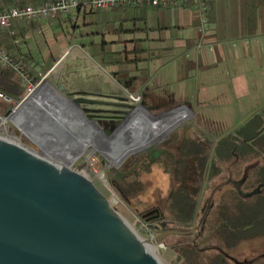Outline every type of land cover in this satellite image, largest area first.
<instances>
[{
	"label": "water",
	"instance_id": "obj_1",
	"mask_svg": "<svg viewBox=\"0 0 264 264\" xmlns=\"http://www.w3.org/2000/svg\"><path fill=\"white\" fill-rule=\"evenodd\" d=\"M63 60L35 88L38 92L49 80L62 94V103L52 105V100H49L37 107L36 96L31 97L33 93H29L6 117L10 133L12 128L21 132L14 123L17 119L22 126H29L39 144L52 150L74 148L76 143L97 138L109 140L117 147L126 138L138 140L148 131L141 126L145 122L142 115L137 114L139 108L152 118L188 109L182 105L161 116H154L131 96H110L117 101L113 103L117 110L94 109L92 107L96 105L112 103L99 101L94 98L98 95L85 91L77 97L68 84L59 83L53 72ZM41 98L39 96L37 100ZM5 99L9 102L8 98ZM30 99L31 102L28 101ZM258 111L217 139V144ZM100 113L114 116L109 128L103 129L95 122L81 123L80 117H88L90 121ZM157 227L160 235L156 241L160 243L165 236L182 234L177 230H166L165 223ZM156 241L141 240L87 176L70 166L54 164L18 143L0 138V264H161L148 246Z\"/></svg>",
	"mask_w": 264,
	"mask_h": 264
},
{
	"label": "crops",
	"instance_id": "obj_2",
	"mask_svg": "<svg viewBox=\"0 0 264 264\" xmlns=\"http://www.w3.org/2000/svg\"><path fill=\"white\" fill-rule=\"evenodd\" d=\"M99 13L110 22L122 20V28L128 29L118 32L120 23H110L108 32L98 35L101 41L104 39L113 44L109 61L122 60L124 55L143 60L137 66L130 65L122 78L136 79L130 90H126L113 76L117 65L109 61L106 64L109 71L103 73L85 62L89 63L85 67L87 74L78 72V88L94 95L113 92L116 96H139L140 103L152 114L185 105L201 115L202 108L214 103L216 110L230 109L229 99L236 102L250 99V102L238 104L233 110L234 116L259 110V101L253 102L252 99H259L258 93H264V86L259 84L264 76H257L256 68L257 58L264 64V0H212L209 21L213 33L208 41L214 47L213 52L207 48L200 53L196 51L201 33L194 4L176 9L150 7ZM79 14L82 16L83 13ZM79 14L71 16L72 20ZM65 18L58 16L33 24L17 22L14 26L18 35L21 27L27 30L25 38L17 39L15 46L21 54L28 56L31 70L38 75L42 74V67L52 62V58L55 65L65 58L66 54L54 57L50 52L51 42H58ZM186 54L191 58L187 59ZM45 83L58 99L59 90L49 80ZM110 87L113 91L109 92ZM157 90L161 93L158 94ZM165 93L170 96V101L163 98ZM33 96L37 100V95L33 93ZM190 116L192 113L183 108L168 114L165 120H177L180 125Z\"/></svg>",
	"mask_w": 264,
	"mask_h": 264
},
{
	"label": "trees",
	"instance_id": "obj_3",
	"mask_svg": "<svg viewBox=\"0 0 264 264\" xmlns=\"http://www.w3.org/2000/svg\"><path fill=\"white\" fill-rule=\"evenodd\" d=\"M45 1L0 0V11L29 5L38 7ZM96 16L101 15L95 11L82 14L86 20ZM64 20H72V17L66 16ZM116 22L120 23L118 32L128 31L122 28L124 24L118 19H114V22L105 19L103 25L108 26L110 23L113 25ZM88 25H98L97 20H91ZM26 31L24 26L21 27L16 39L23 40L27 35ZM13 42L8 33L0 30V47H5L14 55L21 57L34 75L27 61L28 56L21 54ZM100 44L101 52L94 53L92 57L98 56L105 65L109 62L117 65V71L113 72V76L126 90H130L136 79L122 78L128 73L130 65L137 66L143 59H131L124 55L122 60L109 61V55L113 54L110 50L113 44L107 43L104 39ZM94 46L91 44L92 48ZM54 65L55 60L52 58L49 67L42 71L43 76ZM35 77L37 83L42 79L41 75ZM26 92L27 89L13 71L0 67V94L9 99L7 102L0 96L1 116L6 118L25 98ZM28 101L31 102V99ZM259 110L252 119L225 136L218 144L217 139L227 131L209 134L207 130L204 138H193L191 133L197 128L189 123L183 127V135L178 140L177 149L163 148L159 152L157 163L178 184L169 192L165 213L159 219L164 220L167 227L176 226L174 230L182 233L171 234L169 237L178 236L183 240L192 238L183 244L167 247L166 252L170 261L176 258L178 264H239L238 255L242 251L250 245L264 242V107ZM144 142L142 146L149 145L148 142ZM135 162L121 170L115 169L116 172H112L115 176H111L112 173L110 175V185L114 186L121 199L128 205L139 196L142 188L136 179L139 171L132 167ZM110 166L119 167L115 162ZM225 172L231 177L225 184H218L212 190L208 202L201 208L199 198L189 185L195 187L196 191L202 185L203 191H206L208 186ZM153 215L154 213L150 212L142 215L141 219L150 222ZM166 238L161 242L163 245ZM243 264H264V258Z\"/></svg>",
	"mask_w": 264,
	"mask_h": 264
},
{
	"label": "rangeland",
	"instance_id": "obj_4",
	"mask_svg": "<svg viewBox=\"0 0 264 264\" xmlns=\"http://www.w3.org/2000/svg\"><path fill=\"white\" fill-rule=\"evenodd\" d=\"M90 18L91 17L86 20L84 19V17L80 16L79 18L73 17V20L65 21L63 29L60 30L62 32H60L59 36L57 37L58 42L53 41L50 45V52H52V55L54 57H61V55L66 54L64 60L53 72L55 78L58 80L59 83L64 85L68 84L69 87L73 89H75L73 84L78 82V72L87 74L85 73V67L89 66V63L90 66H96L102 73L104 71H109V69H107L106 65L101 61L98 56L93 58L92 55H94V53L98 54L101 52V40L98 35H103V33L108 32L110 27L103 25V22H105L103 16H96L95 18H93L94 20H97L98 25H88V23L93 20H90ZM254 40L257 44V40ZM91 44H94L95 46L92 48ZM261 61L262 60L260 58L256 59L257 76H264L261 74L264 73V64ZM85 62L89 63L87 64ZM50 64L51 63H49V65ZM49 65L42 67V71L47 69ZM90 71L92 72L91 69ZM33 74L35 76L38 75L36 72H33ZM40 75L42 78L47 76V74L44 76L43 74ZM259 84L260 86H264V78L263 81ZM110 91H113V88L110 87L109 92ZM58 92L60 93V91ZM157 92L158 94L161 93L160 90H157ZM29 93L30 92L27 91L26 95H28ZM112 93L94 97L99 101H106L108 103H112L111 105H96L92 108L102 109L103 111L117 110L118 108L113 105V103L115 102L114 98H112L116 95ZM54 96L55 95L52 96L51 94L50 96L47 94L46 99L41 98L39 100H36V102L38 103L37 106L39 107L41 106L40 104H42L41 102H48L49 100H52V105L54 103H62V101H60V98L62 97L61 94L58 100H56L57 98H55ZM258 96L259 99L253 98L252 101H259L260 109L264 107V93L260 92L258 93ZM174 97H177V91H175ZM163 98L166 99V101L171 100L169 99L170 96L167 95V93L164 94ZM249 100L250 99H245L240 102H236L234 100L229 99L228 105L230 106V109L224 108V110H216L215 108L217 106L214 103L209 105V107L202 108L201 115L191 110L189 106H186L190 110V113H192V116H190L186 121L182 122V124L179 125L177 129L170 131L167 135L156 136L154 138V141L153 139H145V135L146 137H149L147 133H144V138H140L136 140V142L135 139L126 138L124 141L121 142V144L126 147L124 153L122 152L121 154L119 152H116L118 146L115 147L114 144L109 140H104L101 138H97L95 140L91 139L89 142L84 140L82 143H76L74 148L63 147L62 149L52 150L48 146L39 144V142L35 139L34 135L31 133L29 126H22L20 122L17 121V119H14V123L17 125L18 129H20L21 132L25 133V135H27L28 137L22 134L21 132L17 131L15 128H12L10 133V128L8 127V125H6V127L1 128L0 138L8 140L10 142L13 141L15 143H18L21 146H24L25 148L27 147L31 149L39 156H42L43 158L53 162L54 164L56 163L60 166L68 167L70 166L76 172L87 176L97 187H99V189L111 201L112 205H114L118 213L123 216L127 224H129V226L134 229V231L137 233L141 240L146 241L148 239H151L156 241L160 233L159 231L156 232L157 229L155 230V225L165 223L164 220H161L158 223H154L153 220L147 222L141 219V216L146 215L150 212L154 213L153 216L163 215V213H165L164 211L166 209L167 202L169 199V192L171 191V189L178 186V184H176L172 177L170 175L168 176L157 163L156 160L159 157V152L163 148H170L174 150L177 149L179 142L178 140L182 138L183 135V127L189 123L193 124V126H196L197 128L196 131L191 130V136L193 138H204L203 135L207 130L210 134V132L222 133L224 131H229L233 129L234 125H237L239 122L252 115V113L254 112V110H252V113H245L241 115L239 114L238 116L233 115V110H235L238 104L241 105V103L250 102ZM222 105L223 104L220 103V106ZM181 106L176 108H167L165 110L154 111L153 114L154 116H161L164 113H167L168 111H171L173 109L180 108ZM42 109L44 110V108ZM57 109H59V111L61 110L60 107H57ZM141 114L139 116H141ZM146 118L148 120L150 119L147 122L146 126L149 127V125L151 126L153 124H157L154 123V119H151L150 116L146 117L144 114H142V119H144V122L146 121ZM170 121L174 122V120ZM210 123H214L215 126H211ZM141 142H152L151 144L154 145L151 146L150 144L142 146ZM99 143H101L102 145H100ZM145 148L148 149L140 151ZM114 152L116 153L114 154ZM50 153L52 156L50 155ZM100 154H102L107 159L102 157ZM77 161L80 162L74 165ZM113 162H115L116 164L118 163V165L121 166L118 168L113 166L111 167L110 165ZM132 162H135L133 163L132 167L136 168V171H139V174H137L136 179L141 183L142 188L139 192V196L135 197V200L132 201L131 205H128L124 202V200L121 199L114 186L110 185V177L115 176V174L112 173L116 172L115 169H117L118 171L122 168H126ZM230 177L231 176L228 174V172H225L220 178L213 181L212 184L208 186L206 191H203V187H201L202 185L199 186V189L197 191L195 190V187L191 185H189V188L194 191L196 197L199 198L200 206L202 208L208 202L212 194V190L218 184H225ZM130 181L133 182L134 180ZM174 228L177 227L174 225H170L169 227H167V229L170 231L174 230ZM164 238H166V242L164 245L156 241L155 244H148L149 250L151 251L152 255H154L156 258L159 257L158 260L161 264H178L176 258L171 259V261L169 260L166 252L167 247L183 244L185 242H188L192 238L188 240H183L178 236H165ZM262 258H264V242L250 245L244 251H242L241 254L238 255V260L240 264L254 262L257 259Z\"/></svg>",
	"mask_w": 264,
	"mask_h": 264
},
{
	"label": "built area",
	"instance_id": "obj_5",
	"mask_svg": "<svg viewBox=\"0 0 264 264\" xmlns=\"http://www.w3.org/2000/svg\"><path fill=\"white\" fill-rule=\"evenodd\" d=\"M194 4V12L199 20L201 38L196 46L197 53L207 48L213 52V45L209 43V37L213 33V28L209 21V11L212 0H48L41 6L11 7L8 10L0 11V30L8 33L14 45L18 33L15 30L17 22L28 24L37 23L39 20L57 18L58 16H73L85 12H110L121 9L136 8H171L185 7ZM187 59L190 54L185 55ZM0 67L4 70L13 71L16 78L25 86L30 93L35 91L38 83L36 77L31 74L30 68L22 58L14 55L5 47H0ZM4 99L6 97L2 96ZM136 103L141 101V97H132ZM6 100V99H5ZM7 118L0 114V131L6 127ZM8 141V140H7Z\"/></svg>",
	"mask_w": 264,
	"mask_h": 264
},
{
	"label": "bare ground",
	"instance_id": "obj_6",
	"mask_svg": "<svg viewBox=\"0 0 264 264\" xmlns=\"http://www.w3.org/2000/svg\"><path fill=\"white\" fill-rule=\"evenodd\" d=\"M58 89V88H57ZM32 93V92H31ZM33 93L34 94H36L37 95V97L39 98V96H41L42 98H44V99H46L47 98V94L48 95H50L51 96V93H50V89L45 85V83L41 86V88H40V90L38 91V92H35V91H33ZM61 94V93H60ZM62 95V94H61ZM38 107V106H37ZM42 109V108H41ZM144 114L146 117L148 116L147 114H145L143 111H142V109L140 108V111L138 112V115H140V114ZM141 114V115H142ZM168 116V114L167 115H165L164 117H162V118H152L151 117V119H154L153 121H154V123H157V124H153V125H149V127L148 126H146V124H147V122L150 120H148L147 118H146V121H145V123L144 124H142L141 126L143 127V128H147L148 129V131L147 132H145V133H147L148 135H149V137H146V135L144 136L145 137V139L146 138H148V140L149 139H153L154 137H152V135H153V130H154V136H158V135H161V136H163V135H166L167 133H168V131H170L171 129H173V127L175 128L176 126H178L179 125V122L177 121V120H174V122H172V121H170V120H165V118ZM152 121V120H151ZM152 123V122H151ZM160 123H162V124H160ZM146 126V127H145ZM156 129V130H155ZM144 137H141V139L142 138H144ZM140 139V138H139ZM135 142H136V140H135ZM141 144H142V142H141ZM148 144L150 145V143L148 142ZM122 144H120L118 147H117V149H116V152H119L120 154L123 152L124 153V151L126 150V147L125 146H121ZM116 152H114V154L116 153ZM117 165H118V163H117ZM119 166V165H118ZM155 250V249H154ZM159 258V257H158Z\"/></svg>",
	"mask_w": 264,
	"mask_h": 264
},
{
	"label": "flooded vegetation",
	"instance_id": "obj_7",
	"mask_svg": "<svg viewBox=\"0 0 264 264\" xmlns=\"http://www.w3.org/2000/svg\"><path fill=\"white\" fill-rule=\"evenodd\" d=\"M78 84H79L78 82L74 83L73 86H74L75 89L72 88V90H71L72 93H77L76 94L77 97H79L78 94H80L81 92H84V90L82 88H78V86H77ZM96 95H94V96H96ZM98 96H102V95L98 94ZM64 99H67V97L64 96ZM68 105H69L70 108L74 109V106L72 105L71 102L70 103L68 102ZM82 106H84V104H82ZM102 114L103 113L97 114L95 117H93L92 119H90V121L88 120V117L85 118V117L82 116V117H80L81 118V123H85V124H88L89 123V124H92V122H95L100 127H104L105 129H107V128H109L111 126V124L113 123V121L115 120V118H114L113 115H107V114H103L102 115ZM82 130H83V132L86 131L84 126L82 127ZM152 137H154V138L156 137V136H154V130H153ZM154 138H153V141H154ZM151 145H153V144H151ZM157 216L158 215L151 217L154 223H156V222L158 223L159 221H161ZM157 226H158V224L155 225V227H157ZM158 231H159V228L157 227L156 232H158Z\"/></svg>",
	"mask_w": 264,
	"mask_h": 264
}]
</instances>
